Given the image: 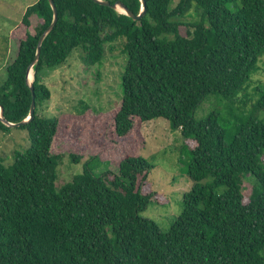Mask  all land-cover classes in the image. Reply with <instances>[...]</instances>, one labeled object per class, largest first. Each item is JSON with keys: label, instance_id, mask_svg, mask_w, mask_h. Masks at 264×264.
<instances>
[{"label": "trees", "instance_id": "obj_1", "mask_svg": "<svg viewBox=\"0 0 264 264\" xmlns=\"http://www.w3.org/2000/svg\"><path fill=\"white\" fill-rule=\"evenodd\" d=\"M120 1L139 13L140 0ZM53 2L57 20L32 66L33 118L16 127L26 131L28 146L0 160V264H264V82L253 87V108L263 117L235 115L231 130L216 113L194 118L210 94L243 111L264 55V0H145L137 20L94 0ZM31 15L34 32L19 39L0 84L3 117L14 123L29 113L26 70L53 18L48 0L26 7L24 25ZM113 43L124 55L116 135L127 134L135 119L161 117L190 153L193 185L165 231L141 215L156 194L140 188L154 166L141 155H125L117 171L89 156L81 172L56 184L63 155L50 152L57 117L37 113L50 98L42 72L74 51L85 67L101 64ZM10 129L0 119V131Z\"/></svg>", "mask_w": 264, "mask_h": 264}, {"label": "rangeland", "instance_id": "obj_2", "mask_svg": "<svg viewBox=\"0 0 264 264\" xmlns=\"http://www.w3.org/2000/svg\"><path fill=\"white\" fill-rule=\"evenodd\" d=\"M35 1L0 0V84L6 77V66L16 56L19 39L25 37L26 31L34 32L37 17L31 15L28 26L21 19L26 7ZM181 30L184 33L183 27ZM112 46L106 45L101 64L85 67L78 58V52L74 51L60 66L45 68L42 72V81L50 90V98L38 106L37 113L57 117L58 127L50 152L63 155L56 184L68 182L73 174L81 172L82 163L89 156L97 155L99 159L107 160L109 168L117 171V165L125 155H141L154 166L140 188L156 192L141 215L154 220L165 231L180 213L184 193L193 185L187 175L190 153L183 145L180 131L174 130L161 117L148 121L135 119L127 134L116 135L113 118L122 96L120 72L124 55L120 44L113 43ZM32 80L33 71L29 82ZM263 82L264 55L260 58L258 71L246 87L248 100L243 111L210 94L196 108L194 118L216 113L220 124L231 130L235 115L247 117L253 113L263 117L261 111L253 108L256 99L253 87L262 86ZM79 101L87 104L83 111H79ZM27 146L25 130L11 127L8 132L0 131V160L4 163L11 161L13 149L23 151ZM70 153L79 156L78 162L69 160ZM260 163L264 165V159ZM208 181L205 179L202 183ZM222 190L223 187L214 189L217 193Z\"/></svg>", "mask_w": 264, "mask_h": 264}, {"label": "water", "instance_id": "obj_3", "mask_svg": "<svg viewBox=\"0 0 264 264\" xmlns=\"http://www.w3.org/2000/svg\"><path fill=\"white\" fill-rule=\"evenodd\" d=\"M100 4H104L107 6H110L113 9H116L122 13L127 14L129 17H131L133 20H137L139 19L146 10V6H145V0H140L141 2V9L139 11L138 14H134L133 12H131L120 0H116L114 3H110L108 0H94ZM52 11H53V18L51 23L48 25V27L41 33V35L39 36L38 42H37V47H36V54L34 59L32 60V62L29 64L27 70H26V80L29 83V87H30V91H31V103H30V108H29V113L28 116L24 119H22L21 121L18 122H9L7 121L4 117H3V109L0 106V119L1 121L9 126V127H18L21 125H24L25 123H27L28 121H30L33 118V114H34V109H35V96H34V88H33V84L32 81L29 82V74L32 71V66L37 62V60L39 59V54H40V45L45 37V35L50 32L57 20V11H56V7L54 5L53 0H48Z\"/></svg>", "mask_w": 264, "mask_h": 264}, {"label": "bare ground", "instance_id": "obj_4", "mask_svg": "<svg viewBox=\"0 0 264 264\" xmlns=\"http://www.w3.org/2000/svg\"><path fill=\"white\" fill-rule=\"evenodd\" d=\"M119 12V11H118ZM29 76L31 77L32 76V71L30 72ZM29 79V78H28Z\"/></svg>", "mask_w": 264, "mask_h": 264}]
</instances>
